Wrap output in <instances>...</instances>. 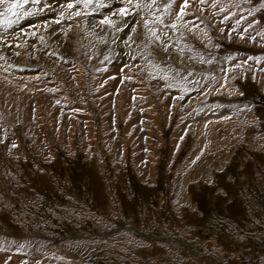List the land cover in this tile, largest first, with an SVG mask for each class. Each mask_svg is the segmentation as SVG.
<instances>
[{"label": "rangeland", "instance_id": "374dc122", "mask_svg": "<svg viewBox=\"0 0 264 264\" xmlns=\"http://www.w3.org/2000/svg\"><path fill=\"white\" fill-rule=\"evenodd\" d=\"M68 2L0 5V264H264V0Z\"/></svg>", "mask_w": 264, "mask_h": 264}, {"label": "snow or ice", "instance_id": "6c2138e0", "mask_svg": "<svg viewBox=\"0 0 264 264\" xmlns=\"http://www.w3.org/2000/svg\"><path fill=\"white\" fill-rule=\"evenodd\" d=\"M28 0H23V2H21V0H15V2L13 3H8V0H0V5H4L7 4L8 6L6 7L5 11L7 13H11L13 15L16 14L15 10L16 9H20L23 7L24 3H27ZM35 2V0H34ZM204 0H201V3H203ZM124 6L120 7L118 9V14L120 17L125 19V23L123 25V27L121 28H116V31H120L123 32L125 28H128L129 25L127 24V18L130 15H138L139 14V10L146 9V15L144 17H141V21L136 22L132 27H131V31L133 33H135L137 31V26L139 23H142L144 28L147 29L150 33H151V37L153 38L150 43L155 44L157 47L159 46V43L161 42V37L158 35V30L155 26H163L164 28H170L173 31H179V25L175 22L168 24L165 22L164 18L162 16H156L154 13H152V9L154 8V6L156 5V0H152L151 3L149 4H143L141 2V0H123ZM83 4L84 9H88L89 6L94 5V0H69V2L67 3V9L72 10L74 8H77L78 5ZM171 5H168L166 7H170ZM214 8L216 7V4L212 5ZM100 7H107L106 4H98L95 5V7L93 8V10L91 12H83L81 10H76L75 11V16L79 17L82 14H87V15H96L97 14V9ZM188 7V0H183V4L181 5V7L179 8V11L176 13V20L177 21H183L184 16L186 15L185 9ZM135 10V11H134ZM219 11L221 13H224L226 11V9L224 7H220ZM32 13L30 12H26L25 15H31ZM112 15H117L116 12H113ZM148 15H152V19H148ZM231 15H234L233 13H229V15L224 16V20H228ZM70 18V17H69ZM12 21H8L9 26L11 25ZM56 24H60L61 20H56L55 21ZM183 23L185 25H188L192 22L190 21H183ZM98 25L99 26H104L107 25L109 27L115 28V22L111 20V18L109 16H105L103 18H101L98 21ZM97 25H93V27L95 28ZM251 27V25H250ZM248 29L245 28L244 29V33H247ZM241 38H243V35L241 36ZM132 36L128 37V40H131ZM253 40L256 39V37H252ZM41 40H43V37H41ZM128 40H125L124 43L127 44ZM9 47H11V45H8ZM16 47H21V45L17 44ZM171 47L170 44L165 45V50H167V48ZM17 55H19V53H16ZM50 55H57L56 53H50ZM151 55V53H150ZM57 58L59 59H63L62 57L57 56ZM105 60L108 59L107 56H105L104 58ZM133 60L136 59V57H132ZM202 62H203V58ZM65 63H67V60H64ZM151 64L156 65V58H154L153 60L148 61ZM208 63H212L211 60H208ZM257 63H259V61H257ZM158 66V65H156ZM25 69H20V71H24ZM160 71H163V69H160ZM192 73H189V75H191ZM154 79L156 78L155 76L153 77ZM163 79L168 80V79H177V76L172 75L171 73H165L163 76ZM183 79H186V77H184ZM177 82L179 83V80H177ZM169 87H171V85H168ZM52 91H55L54 89ZM181 99H183V96L180 97ZM59 103V101L57 102ZM2 142V141H0ZM18 145L13 143L12 144V148H17Z\"/></svg>", "mask_w": 264, "mask_h": 264}, {"label": "bare ground", "instance_id": "6f19581e", "mask_svg": "<svg viewBox=\"0 0 264 264\" xmlns=\"http://www.w3.org/2000/svg\"><path fill=\"white\" fill-rule=\"evenodd\" d=\"M96 25H97V24H96ZM13 30H14V29H13ZM15 30H16V29H15ZM7 31H9V30H7ZM53 31H54V29H53ZM9 32L12 33V32H14V31H12V29H11ZM9 32H8V36H9ZM14 33H15V32H14ZM14 33H13V34H14ZM0 35H1V33H0ZM49 35H50V34H49ZM5 36H6V35H5ZM10 36H11V35H10ZM48 37H49V36H48ZM1 38H5V37H1ZM1 38H0V39H1ZM70 38H71V37H70ZM7 39H8V38H7ZM64 40H65V38H64ZM10 41H11V40H10ZM64 43H65V42H64ZM28 44H29V47H30V48H34V47H35V45L32 44V43H30V42H28ZM54 44H55V43H54ZM52 46H53V45H52ZM52 48H53V47H52ZM32 51H34V49H32ZM45 51H46V50H45ZM19 53H20V52H19ZM72 53H73V52H72ZM21 54H22V53H20V55H21ZM20 55H19V56H20ZM47 58H48V57H47ZM6 66H7V65H6ZM155 89H156V88H155ZM157 96H158V95H157ZM135 103H136V102H135ZM124 106H125V105H124ZM149 111H150V110H149Z\"/></svg>", "mask_w": 264, "mask_h": 264}]
</instances>
